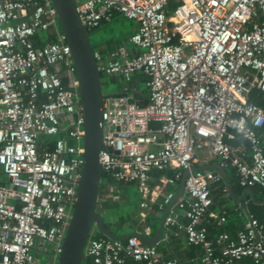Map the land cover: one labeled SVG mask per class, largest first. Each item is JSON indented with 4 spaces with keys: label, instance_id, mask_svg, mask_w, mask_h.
I'll list each match as a JSON object with an SVG mask.
<instances>
[{
    "label": "built area",
    "instance_id": "built-area-1",
    "mask_svg": "<svg viewBox=\"0 0 264 264\" xmlns=\"http://www.w3.org/2000/svg\"><path fill=\"white\" fill-rule=\"evenodd\" d=\"M75 1L87 30L116 15L138 23L130 38L134 51L123 45L107 59L95 52L99 72L125 83L139 73L148 77L144 105L128 92L103 99L102 172L135 184L141 207L150 209L152 172L172 171L167 183L176 186L188 171L185 195L164 226L200 246L203 264H241L245 258L264 264V224L247 213L236 239L219 235L217 254L203 224L213 204L211 186L222 176L196 170L205 150L224 169L235 168L242 187L264 188V106L248 101L253 89L264 94V21H257L264 17V0ZM170 3L176 6L168 14ZM38 35L49 39L37 46ZM84 124L76 68L53 0H0V170L8 177L0 186V264H45L38 255L58 264L83 174ZM237 136L249 142V155L229 143ZM108 189L117 200L114 185ZM174 198L168 192L159 209ZM217 219L224 224L226 213ZM84 258L94 264H186L164 260L137 237H90Z\"/></svg>",
    "mask_w": 264,
    "mask_h": 264
},
{
    "label": "water",
    "instance_id": "water-1",
    "mask_svg": "<svg viewBox=\"0 0 264 264\" xmlns=\"http://www.w3.org/2000/svg\"><path fill=\"white\" fill-rule=\"evenodd\" d=\"M53 4L57 11L61 32L71 48L85 117L83 174L78 184L77 202L69 222L58 264H83L85 248L95 229L113 240L125 241L130 237H137L144 244L155 246L163 235L165 220L173 204L164 211L159 232L155 237L144 236L137 232L117 236L106 228L104 217L98 212V198L102 184L100 154L104 144L102 107L103 99L107 94L103 93L95 50L90 42V35L79 17L76 1L53 0ZM215 168L227 181L226 170L219 163ZM196 170L202 169L196 168ZM188 174V171L184 173L176 199L185 189ZM229 181L232 183V180ZM230 193L233 195L232 188ZM243 198L252 200L251 190H246L241 199Z\"/></svg>",
    "mask_w": 264,
    "mask_h": 264
},
{
    "label": "trees",
    "instance_id": "trees-1",
    "mask_svg": "<svg viewBox=\"0 0 264 264\" xmlns=\"http://www.w3.org/2000/svg\"><path fill=\"white\" fill-rule=\"evenodd\" d=\"M175 3H170L167 8L168 14L171 13L172 9L175 7ZM117 16V15H116ZM115 16V17H116ZM114 17V18H115ZM259 23L264 21V17H261L257 20ZM108 22H103L102 24H105ZM101 24V25H102ZM100 25V27H101ZM98 27V28H100ZM87 30L90 37L92 33L97 30ZM48 36L38 35L34 37L33 41L37 46H42L48 41ZM91 42V38H90ZM92 44V42H91ZM93 48L95 52L98 50L97 45H93ZM145 76V75H143ZM144 80H141V84H147L148 77ZM108 76L104 73H100V79L102 86H105L109 84L107 81ZM111 84L113 82H110ZM144 89L140 90L139 92L134 93V100L136 101L137 98L139 99V104L144 105L147 101L148 97V89L147 87H144ZM248 101L253 102L257 105L264 106V94L258 90L253 89L248 94ZM157 127V125H155ZM260 136L262 137L264 141V129H261L259 132ZM61 135L57 137L51 138L52 142L55 141L57 138H59ZM73 143V142H71ZM232 146H240L245 148V151L247 155L250 154V144L247 140H245L242 136H237L236 140L229 142ZM249 160V158H248ZM230 178L233 181V184L231 186L233 190V196L229 194H225L223 190H221L222 194L220 195V199L214 200L213 197V204L209 208L207 214H206V220L204 221L203 226L207 229L208 232V238L214 242L216 246V252L217 254L220 252V246L217 245V238L219 235L223 233H228L232 239H236L237 234L239 231L243 228L245 219H246V213L249 215H253L260 223L264 224V188L260 185H254L250 188H244L240 185L239 175L235 168H228ZM152 174L155 176L154 178L159 181V179L163 176L172 177L173 172L172 171H158L155 170L152 172ZM6 175L3 171L0 170V186L6 184ZM101 186L99 191V198H98V212L101 213L105 220V226L108 228L111 232H113L117 236H123L135 231H142L144 228V225L149 226L152 230V234H155L158 231L159 228V216H156V212H160L158 205L153 206V210L149 213L145 214V216L142 215V212L140 210V206L136 205L133 207V209L129 211H125L123 208V201L122 200H113L110 196V193H108V186L110 185H116L119 188H122L124 185L127 184H133V183H123V182H116L110 175L102 172V180H101ZM225 183V180L222 179V181L219 184ZM153 183L152 185H155ZM217 184V183H216ZM224 187L227 188L226 185L221 187V189ZM212 189V187H211ZM228 189V188H227ZM251 190L253 199L252 200H245L243 199L242 206H239V203L235 202L237 198L243 197L246 190ZM212 196V194H211ZM217 208L221 209L220 213L225 212L226 213V222L224 224L219 225L218 219L215 218L211 213L216 212ZM163 211V210H162ZM144 220V224H143ZM187 222V221H186ZM92 238H107L103 233H101L98 229H95V231L92 232L91 235ZM193 248H199L202 251V255L200 258V263L203 264L202 258L204 255V251L200 246L190 245ZM163 246L158 247V251L163 250ZM175 258H167L164 260H174ZM178 260V259H176ZM181 262L180 260H178ZM184 263V262H181ZM84 264H94L93 260L91 258H84ZM241 264H253V261L251 259L245 258L242 260Z\"/></svg>",
    "mask_w": 264,
    "mask_h": 264
},
{
    "label": "crops",
    "instance_id": "crops-1",
    "mask_svg": "<svg viewBox=\"0 0 264 264\" xmlns=\"http://www.w3.org/2000/svg\"><path fill=\"white\" fill-rule=\"evenodd\" d=\"M121 17L124 18L123 16L117 15L112 21L105 23V24H102L100 28H98L97 30H95L92 33V35L95 37L94 41H95L96 45L98 46L97 52H100L105 57V59H107L109 57V55L120 46L125 45L129 49H131L132 51H134V49H135L134 45L130 42V38L133 36L134 33L137 32L139 26H138V23H136L134 21L127 19L128 20V23L126 26L127 30L124 31L123 33H120V35L118 37H116L114 34L111 35L110 37L109 36L106 37V34L108 32H114V30L117 29L116 27L119 26L120 23H118V21H120ZM124 19H126V18H124ZM108 27H109V30H107ZM123 27H125V26L123 25ZM143 75L144 74H142V73L134 75V77L130 83H125L119 77L107 75L108 76L107 81L109 82V84H107V86H109L111 84L110 82H113L112 84H114V86L116 88L115 91H113L112 93H109V94L128 92L132 96V98L135 99L133 96L134 93L139 92L140 90L144 89L143 86L147 87L146 84H141V82H140L141 80H144L146 78ZM136 102H139L138 98H137ZM242 146L243 145H240V146L239 145L238 146L233 145V147L237 150L245 149ZM217 163H219L221 165L220 159L210 156L204 150V151H201L198 153V162L196 164V168L202 169L204 171H206V170L211 171L213 173L221 175L220 172L215 168ZM225 170L227 172V177H228L227 181L222 177V179L225 180V183L212 184V186H211L212 187L211 194H212V197L214 200L220 199V195L222 194L221 190H223V192L225 193L226 187H224V189L223 188L221 189V187H223L224 185H226L228 188V193L226 192L225 194L231 195V193H230L231 187L230 186H232L233 181H232V183H230L229 180H232V179L230 178L229 171H228V169H225ZM154 177L155 176L152 174V180H151L150 185H151V188L153 190V197H152L151 201L149 202L151 205L150 209L141 207V203H142L143 199L140 196L138 189H137V186L135 184H127V185H124L122 188H119L118 186L114 185L115 191H114L113 195L114 196L116 195L118 197L117 200H122L123 202H130V200L132 198L130 188L135 187L137 197H138V205L140 206V210L142 212V215L145 216V214H147L153 210L154 205H159V203H161L163 201L165 195L168 192L172 191L175 193V198L170 203V205L173 204L172 207L175 208V204L178 200V199H176V197L180 191L181 182L176 186H172L169 183H167L168 178H171V177L163 176L159 179V181H157V179ZM4 181H6V182L8 181L7 176H6V180H4ZM155 182H156V184L152 185ZM108 193H110L109 189H108ZM184 195H185V190L181 193L180 197H184ZM110 196L112 197L111 193H110ZM231 196H233V195H231ZM241 198L242 197L237 198L235 200V202L239 203V206H242V204H243L242 201H243V199H245V198H243V199H241ZM175 199H176V201H175ZM117 200H115V201H117ZM165 210H163V211L161 210L160 212L155 213V215L159 216V218H160L159 228L155 234H152V230L150 228L149 234L146 235L145 228L149 227L146 225H144V228L142 231H135V232L140 233L144 236L155 237L159 232L161 220H162L163 213ZM220 211H221V209L217 208V211L216 212L212 211L211 214L215 218H217L220 215L219 214ZM178 213L180 215L181 222L185 223L186 220L183 218L182 212L178 211ZM143 224H144V220H143ZM159 246H163V248H164L163 250L159 251L162 254L164 259L172 257V258L178 259L181 262H184L186 264H199L200 263L199 261H200L201 255H202L201 249L193 248L192 246H190V244L188 243L187 238L185 236V233L178 231L177 228L168 229L164 226L163 235H162L161 239L159 240V242L154 247L158 250ZM134 264H141V263H134Z\"/></svg>",
    "mask_w": 264,
    "mask_h": 264
},
{
    "label": "rangeland",
    "instance_id": "rangeland-1",
    "mask_svg": "<svg viewBox=\"0 0 264 264\" xmlns=\"http://www.w3.org/2000/svg\"><path fill=\"white\" fill-rule=\"evenodd\" d=\"M118 23H120V24H119L118 27H116L117 29L114 30V32H108L106 34V37L107 36L110 37L113 34L116 37H118L120 35V33H123L124 31L127 30V27H126L127 26V23H128V20L127 19H124V18L121 17V19H120V21H118ZM123 25L125 27H123ZM107 30H109V27L107 28ZM90 38H91L92 44L93 45H96V43L94 41L95 40V37L93 35H91ZM115 89L116 88H115L114 84H110L109 86H107V85L102 86V90H103V93L104 94L112 93L113 91H115ZM130 189H131V196H132V198H131L130 202H123L124 203L123 204V208H124L125 211H129V210L133 209L134 206L138 205V197H137V193H136V188L135 187H131ZM47 247L50 248L51 250H53V245L52 244H47ZM33 254H37V252L35 250H33ZM38 257L40 258L41 262H43L45 264L51 263L50 261H48L49 258L47 256H43L42 257L41 255H38ZM52 258H53V256L51 255L50 256V259H52Z\"/></svg>",
    "mask_w": 264,
    "mask_h": 264
}]
</instances>
